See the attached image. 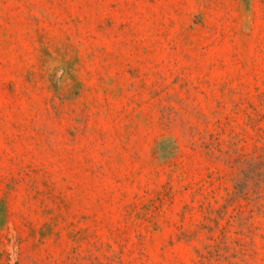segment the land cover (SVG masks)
I'll return each mask as SVG.
<instances>
[{
	"label": "rangeland",
	"instance_id": "obj_1",
	"mask_svg": "<svg viewBox=\"0 0 264 264\" xmlns=\"http://www.w3.org/2000/svg\"><path fill=\"white\" fill-rule=\"evenodd\" d=\"M0 264H264V0H0Z\"/></svg>",
	"mask_w": 264,
	"mask_h": 264
}]
</instances>
